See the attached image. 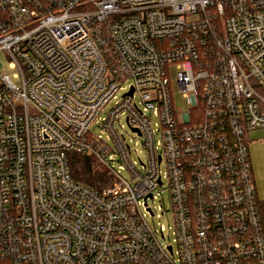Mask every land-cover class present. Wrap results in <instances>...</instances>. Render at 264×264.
Returning a JSON list of instances; mask_svg holds the SVG:
<instances>
[{
    "label": "built area",
    "instance_id": "1",
    "mask_svg": "<svg viewBox=\"0 0 264 264\" xmlns=\"http://www.w3.org/2000/svg\"><path fill=\"white\" fill-rule=\"evenodd\" d=\"M261 128L264 0H0V264H264ZM70 152L112 183L76 180Z\"/></svg>",
    "mask_w": 264,
    "mask_h": 264
},
{
    "label": "rangeland",
    "instance_id": "2",
    "mask_svg": "<svg viewBox=\"0 0 264 264\" xmlns=\"http://www.w3.org/2000/svg\"><path fill=\"white\" fill-rule=\"evenodd\" d=\"M5 62L6 60L3 59ZM8 68V64H4ZM171 82H172V89H173V95H174V103L177 107H180L182 111H186L188 108V104L186 103L185 99L182 97V94L179 92L177 84H176V74L171 73ZM130 81H126L122 88L118 90L117 92V98L113 99L110 103V106L114 105L117 99H120L123 95V93L129 88ZM135 100L139 101V95L135 97ZM116 128L119 130L121 134L124 135L126 142L131 147V158L133 161H139V157L142 159H145L146 157V151L144 149L143 143L141 141V138L132 131L129 124L127 123L126 116L123 114L119 120L115 123ZM93 131L96 135L102 134V128L99 126H94ZM103 137L106 138V133H103ZM111 146H115L112 139L107 140ZM116 160L112 161V164L116 169H120V165H123V163L118 159V156L115 157ZM120 173L126 177L127 179H130V175L126 169H120ZM260 199L264 200V198L260 197ZM161 200L166 204L167 207H169V193L168 192H160L157 194V198L151 199L149 201L150 205L155 207L154 210L156 212L155 215H151L150 213L147 214V219L149 222L153 225L159 226L161 223L168 225L169 223V215H163L160 218L157 216V213H160L161 210L159 208L161 204Z\"/></svg>",
    "mask_w": 264,
    "mask_h": 264
},
{
    "label": "trees",
    "instance_id": "3",
    "mask_svg": "<svg viewBox=\"0 0 264 264\" xmlns=\"http://www.w3.org/2000/svg\"><path fill=\"white\" fill-rule=\"evenodd\" d=\"M68 164L73 177L78 181L97 188H103L112 183L113 179L109 171L92 155L70 152ZM260 210L264 226V201H261Z\"/></svg>",
    "mask_w": 264,
    "mask_h": 264
},
{
    "label": "crops",
    "instance_id": "4",
    "mask_svg": "<svg viewBox=\"0 0 264 264\" xmlns=\"http://www.w3.org/2000/svg\"><path fill=\"white\" fill-rule=\"evenodd\" d=\"M249 141L257 193L259 198H264V128L251 131Z\"/></svg>",
    "mask_w": 264,
    "mask_h": 264
},
{
    "label": "water",
    "instance_id": "5",
    "mask_svg": "<svg viewBox=\"0 0 264 264\" xmlns=\"http://www.w3.org/2000/svg\"><path fill=\"white\" fill-rule=\"evenodd\" d=\"M133 93V89H131V91H130V94H132ZM132 130H135V129H132Z\"/></svg>",
    "mask_w": 264,
    "mask_h": 264
}]
</instances>
